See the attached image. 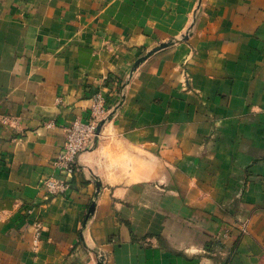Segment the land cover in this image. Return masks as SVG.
I'll use <instances>...</instances> for the list:
<instances>
[{
	"label": "crops",
	"instance_id": "0c3cea01",
	"mask_svg": "<svg viewBox=\"0 0 264 264\" xmlns=\"http://www.w3.org/2000/svg\"><path fill=\"white\" fill-rule=\"evenodd\" d=\"M99 261L264 264V0H0V264Z\"/></svg>",
	"mask_w": 264,
	"mask_h": 264
},
{
	"label": "built area",
	"instance_id": "2783aa9c",
	"mask_svg": "<svg viewBox=\"0 0 264 264\" xmlns=\"http://www.w3.org/2000/svg\"><path fill=\"white\" fill-rule=\"evenodd\" d=\"M88 109L89 118L87 121L76 119L66 128L64 148L55 161L61 171L70 176L78 169L77 160L80 153L92 146L97 136V127L101 122L107 120L111 113L102 90H98L91 96ZM48 125H51V123ZM42 182L46 185L49 195L64 194L70 188V181L63 177L50 176L42 180ZM28 212H30L29 209ZM43 228L44 225L40 221L35 222V242L39 241Z\"/></svg>",
	"mask_w": 264,
	"mask_h": 264
},
{
	"label": "water",
	"instance_id": "95a60500",
	"mask_svg": "<svg viewBox=\"0 0 264 264\" xmlns=\"http://www.w3.org/2000/svg\"><path fill=\"white\" fill-rule=\"evenodd\" d=\"M168 44L167 43H162L161 45H159L158 47H156L154 50H158L160 48H163L165 46H167ZM153 51L149 52L148 54L150 55ZM142 59H140L139 61H141ZM101 124L102 122L100 123V125L98 126V129H97V132H99L100 128H101ZM95 208V202H93L92 206H91V209L90 211L92 212ZM97 264H102V261H99Z\"/></svg>",
	"mask_w": 264,
	"mask_h": 264
}]
</instances>
